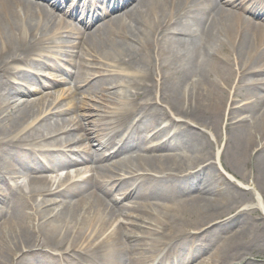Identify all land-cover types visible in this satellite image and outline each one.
<instances>
[{"label":"bare ground","instance_id":"1","mask_svg":"<svg viewBox=\"0 0 264 264\" xmlns=\"http://www.w3.org/2000/svg\"><path fill=\"white\" fill-rule=\"evenodd\" d=\"M67 1L87 29L89 17L107 13L103 0H0V264H186L192 250L206 254L197 264H241L249 235L264 240V219L254 229L246 209L264 213V0L242 11L224 0H137L90 33L60 19ZM76 54L124 74L93 78ZM45 58L56 60L47 66L59 81L34 75ZM66 62L72 72L58 64ZM69 76L77 89L88 85L90 101L118 97L111 118L75 94L57 103L49 91ZM157 105L172 136L158 128ZM79 109L100 113L87 115L92 135L71 114ZM225 118V143L212 153L193 126L205 119L217 146ZM222 157L254 166L259 196L233 216L223 179L237 184L216 172Z\"/></svg>","mask_w":264,"mask_h":264},{"label":"rangeland","instance_id":"2","mask_svg":"<svg viewBox=\"0 0 264 264\" xmlns=\"http://www.w3.org/2000/svg\"><path fill=\"white\" fill-rule=\"evenodd\" d=\"M137 0H106L105 1V7L107 8V13L105 15H94L89 17V21L88 24L89 26H92L90 29H87L84 25L86 23L85 22H79L78 20H76V18H71L68 13H69V8L71 5V1H67L63 7H62V13H59V17L60 19H62V21L64 22H69L72 24H76L78 27L81 28V30L84 33H90L91 30H94L98 25H100L102 22L109 20L111 17L118 15L119 13L127 10L128 8H130L131 6H133L135 4ZM223 2V0H221ZM257 0H233V1H229V0H224V4L226 3V7H228L229 5H233L240 9L241 11L245 8H247V6L245 7L244 4H247L248 6L251 5L253 2L256 3ZM228 2V3H227ZM240 3H242L241 5H239ZM94 7L91 9H96L98 8ZM99 9V8H98ZM96 10L92 11V12H96ZM103 10V9H100ZM107 15V16H106ZM105 16V17H104ZM103 17V18H102ZM87 19V18H86ZM84 24V25H83ZM84 29V30H83ZM73 40V39H70ZM48 51L49 54H51L52 57H55L59 51L58 48L54 47V46H49L48 47ZM74 60L76 61V65L77 63L82 65L86 70L87 73L90 74H94L93 78H99L101 76H107L109 74H116V75H123L124 72H122L119 69V66L114 63V62H108L105 61L104 59H100L99 62L94 61L92 59V57H90L89 55H82V54H76V56H74ZM55 62L56 60L53 59H48L45 58L44 60H42L41 62L43 63V67H39L36 70V73H34L35 76H38L39 78L44 79H52L53 81H59V80H54L53 77H51L50 75H57L58 73L54 70H52L50 67H48L51 62ZM59 65H61L63 67V70L66 73L72 72L73 71V67L71 65H69L68 62L66 63H58ZM48 65V66H47ZM12 69L18 70V71H25L26 68H24L23 66H13ZM33 74V73H32ZM129 75V74H128ZM131 76V75H130ZM132 77V76H131ZM57 79H59L60 77H56ZM70 79H68V82H59L58 84L55 85L54 88L50 89V94L51 96H53L52 98L55 99V101L57 103H62V102H66L68 101L72 94H75L74 96L76 98H79V100L88 103L89 105H93L96 104L99 107H101L102 109L105 110V112H107L105 115V117H109L111 118V113H108L110 111L111 108H114L115 106L119 108V99L116 96H111V97H106V100L103 102H96V99H93V101H90V97L87 95H84V91L85 89H87V84L82 85L80 88H75L73 86V84L71 83V77L69 76ZM92 79V77L89 78V80ZM14 84L17 83V81H12ZM54 82V83H56ZM117 88H120L119 86H116ZM116 89V88H114ZM234 89L231 91V93H233ZM47 90H42L41 93H46ZM39 96V95H38ZM126 101H123L121 103V105H123ZM138 102H145V98H140L138 99ZM236 107V106H235ZM239 107V106H237ZM236 107V108H237ZM234 108V107H233ZM153 110V112L156 113V115H158V117L160 118V124L158 125V128H163V127H170V123H169V118L166 115H163L161 112V106L157 105V106H153V108H151ZM227 113V112H226ZM72 115H80V119L81 122H83L82 127L83 129H86V131H88V133H90V135H92V131H91V124H88V122H90V119L87 117L88 114H92V115H100V113L96 112L94 109H90V110H84V109H79L77 111H74L71 113ZM237 115H240V113H238ZM133 119L134 122H137L138 125H140V121H138L141 118V115L139 113H135L133 114ZM205 118H207L206 116H204ZM93 119H95V117H92ZM226 123V118L225 120L221 121L220 126H219V133H217L220 137V141H219V145H215V136L213 134V127L209 126V123L207 125V121H205V119L201 120V122L194 124L193 126V130L197 131L199 134H203V131L206 133L204 138L208 141H210V146L206 149H209L212 153L214 151H216L217 147H222L225 143V138H224V131H223V124L225 125ZM90 125V126H89ZM165 125V126H164ZM208 126V127H207ZM207 127V129H205ZM177 129L175 127H170L168 129V136H172L174 131H176ZM216 131V130H215ZM153 131H142L141 132V136L145 139L146 142L148 143H154L151 140V135H152ZM102 136H104L106 133H108L106 130L105 131H101ZM105 133V134H104ZM109 136V134H107ZM108 136H104V137H108ZM69 139L70 137H65L63 138V140H61L60 142H58V145H60V148H65L69 143ZM65 142H67L66 144H64ZM90 143H91V148L92 150H94L96 153H101L103 150H101L100 145H98V141L95 140V136H92V138L90 139ZM199 150L203 147V144L201 143H197ZM66 145V146H65ZM73 145V144H72ZM70 145L69 148H74V151L78 150V145ZM193 151V150H192ZM67 155L70 154V152L65 153ZM222 162L221 165L219 164V162H216V164H214L216 167V172L221 174L220 175V179L223 177L227 178L229 174L232 178H228L230 179L232 182L236 183L237 186H227L226 182L224 179V183H223V188H226V191L224 192L225 195H227L223 201L228 200L225 203H229V205L227 206L229 211H230V216H233L235 214H237V209H241L244 208L242 207L245 204H250L252 201V198H254V195L257 194V196H259L258 191H256L257 189L255 188L256 185L255 183H253V176H252V171H254V166L252 161L246 165V163H241L240 165H237V167L232 168L231 163H229V161L225 158L222 157L221 158ZM211 162H214L212 160V158L210 159ZM242 165V166H241ZM222 167V168H221ZM223 170L227 173L225 174V172H223ZM215 171V170H213ZM157 172V171H155ZM163 172V171H162ZM162 172H157L159 174H162ZM149 174H155L154 171H149ZM103 176H105V174H103ZM247 177V178H246ZM255 181V180H254ZM249 185V187L247 186ZM242 186H247L246 188L242 189ZM115 194V193H114ZM262 194V193H261ZM264 194H262L263 196ZM1 197V196H0ZM264 199V196H263ZM123 202H126V200H124ZM1 205V203H0ZM232 206L234 208H232ZM248 209V216H253L255 217V221H254V229H255V225H260V223L263 222L264 219V213H262V210L257 209L256 207H249L246 208ZM5 210V208L3 209ZM253 212V213H251ZM5 218V214H3L2 216L0 215V222H2V220ZM225 219V218H224ZM222 219V220H224ZM216 223L215 221H213L212 223L209 222L207 225L208 227L212 224ZM199 225H194V227H198ZM212 227V226H210ZM235 228V225H233L229 230ZM227 231H225L227 233ZM213 234V233H212ZM210 234V235H212ZM256 236V237H255ZM212 239H216V236L213 235ZM64 251H66L67 253H69L70 255H72L68 250H66L68 248V245L66 243V245H64ZM196 249V248H195ZM197 250H192V252L190 251L188 253V256L184 258V262H186V264L190 261V259L194 256L193 261H191L189 264H197L200 263V260L203 259V257L206 256V254H198L196 255ZM68 254V255H69ZM67 254H64V257L66 260L71 259V256H68ZM237 261L240 262L241 264H264V240L260 239V236L257 233H253L249 235V238L246 242V251L245 254H241L239 256H237Z\"/></svg>","mask_w":264,"mask_h":264}]
</instances>
